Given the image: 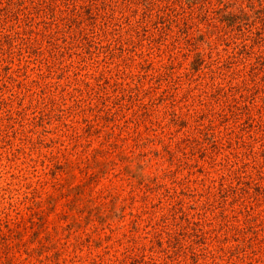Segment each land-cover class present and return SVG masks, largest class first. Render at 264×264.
Returning a JSON list of instances; mask_svg holds the SVG:
<instances>
[{
    "label": "rangeland",
    "instance_id": "rangeland-1",
    "mask_svg": "<svg viewBox=\"0 0 264 264\" xmlns=\"http://www.w3.org/2000/svg\"><path fill=\"white\" fill-rule=\"evenodd\" d=\"M0 264H264V0H0Z\"/></svg>",
    "mask_w": 264,
    "mask_h": 264
}]
</instances>
